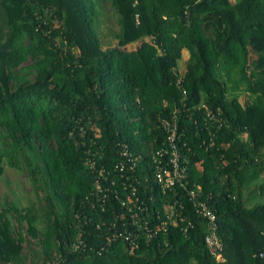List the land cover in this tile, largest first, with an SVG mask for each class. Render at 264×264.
Listing matches in <instances>:
<instances>
[{"label": "trees", "instance_id": "trees-1", "mask_svg": "<svg viewBox=\"0 0 264 264\" xmlns=\"http://www.w3.org/2000/svg\"><path fill=\"white\" fill-rule=\"evenodd\" d=\"M111 5L119 30L103 47L94 0H0V177L6 160L43 172L47 187L42 226L34 207L0 205V264H217L189 194L154 179L168 135L159 118L174 110L187 187L216 214L219 264H264V202L251 203L264 175V0ZM123 146L138 159L127 179L112 171ZM101 168L114 183L97 190ZM175 198L176 225L137 231Z\"/></svg>", "mask_w": 264, "mask_h": 264}, {"label": "built area", "instance_id": "built-area-1", "mask_svg": "<svg viewBox=\"0 0 264 264\" xmlns=\"http://www.w3.org/2000/svg\"><path fill=\"white\" fill-rule=\"evenodd\" d=\"M180 78H178V83ZM183 95L185 94V90L182 91ZM202 107L204 105H201ZM206 108V107H205ZM175 111L171 118L160 117V125L167 132V144L161 148H158L153 153V162L154 164V179L155 182L160 186V189L165 192L166 190L174 191L173 195L176 194V188H180L184 191V193L190 196L191 200L194 202L196 207L197 214L206 219L207 232L204 237V243L209 254L214 258L217 264L223 262L224 257L222 255V243L217 234V219L215 212L199 198L198 192H195L194 189H188L187 184L185 182L186 178V169L185 166L180 165L179 163V153L177 148V117L175 115ZM208 114H211L208 111ZM121 157L114 163L112 171L120 173L122 177L127 179L129 175L134 171L137 158H134L131 153L127 150L125 146H123L120 151ZM109 172L105 168H101L95 174L94 182L97 190H101L104 186V182H109ZM110 185L114 183L113 180H110ZM108 189L104 187V190ZM126 186H122V192H124ZM134 189L131 188L130 194H134ZM175 196V195H174ZM174 203L169 205V209H166V218L161 220L160 214H156V226L154 228H149L148 221L143 220L141 223H137L135 221V225L137 227V231H142L144 237L149 239L152 236H155L157 233L165 231V224H173L176 225L175 219V209L174 205L179 204L180 208H183L181 203H178V198H175ZM122 204H125V201H122ZM174 217V219H173ZM181 219H184L181 217ZM141 229V230H139ZM120 233H114V237H120ZM125 240L129 242L132 246L128 248L129 252H133L134 244L132 233L124 236ZM263 254H260V256Z\"/></svg>", "mask_w": 264, "mask_h": 264}, {"label": "rangeland", "instance_id": "rangeland-1", "mask_svg": "<svg viewBox=\"0 0 264 264\" xmlns=\"http://www.w3.org/2000/svg\"><path fill=\"white\" fill-rule=\"evenodd\" d=\"M94 1L99 13L96 19L93 21V27L98 38L101 40L102 46L106 47L112 42H115L114 37L119 30L117 14L111 5V0ZM137 45L138 41H135L125 45L123 48L126 50H131L135 49ZM188 56L189 52H182L178 62V73H182L184 71ZM240 100H243V96H240ZM2 165L4 169L0 177V205H5L8 202H12L18 207H34L38 212V225H44L43 207L41 206L43 200H41V198L47 193V187L44 183L45 175L43 172L35 176L31 174V171L28 167H11L6 160H3ZM260 184L264 185V175L258 176L252 182L253 190L256 195H253L254 197L252 196L251 203L256 201L264 202V186L261 187ZM60 211V206L56 204V212L59 213ZM14 225L16 226V223H14ZM30 249L35 251L34 253L30 254L31 258L36 257L35 260H37L39 248L36 247L35 243H33V240L28 243H24V250L26 253H28ZM27 263H29L28 258Z\"/></svg>", "mask_w": 264, "mask_h": 264}]
</instances>
